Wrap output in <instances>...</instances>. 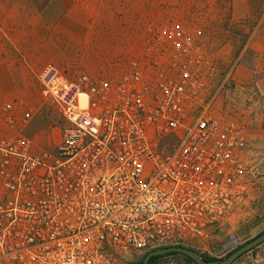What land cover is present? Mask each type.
I'll list each match as a JSON object with an SVG mask.
<instances>
[{"label": "built area", "instance_id": "1", "mask_svg": "<svg viewBox=\"0 0 264 264\" xmlns=\"http://www.w3.org/2000/svg\"><path fill=\"white\" fill-rule=\"evenodd\" d=\"M217 71L180 21L151 29L145 60L116 81L47 64L38 80L61 118L55 146L34 148L36 111L7 104L0 126V264L231 245L221 235L257 199L264 155L226 120L237 83L233 70L216 83Z\"/></svg>", "mask_w": 264, "mask_h": 264}, {"label": "crops", "instance_id": "2", "mask_svg": "<svg viewBox=\"0 0 264 264\" xmlns=\"http://www.w3.org/2000/svg\"><path fill=\"white\" fill-rule=\"evenodd\" d=\"M103 4V0H48L40 7L34 0H0V18L5 21L0 23L2 128L6 129L7 104L13 105L10 114L17 116L24 110H37L38 101L43 97L38 74L49 63L69 73L86 71L93 76L112 75L119 67L128 68L111 66V61L115 56L131 54L138 40L132 26H121L117 17L104 15ZM251 11L248 0L242 12L234 4V12L240 17H247ZM123 29L126 30L123 32ZM235 75H241L244 83H250L254 77L260 93L264 94V66H255L253 71L244 66L241 70L238 68ZM260 121L250 122L244 135L252 145V151L264 155V125ZM27 132L33 139L34 148L41 149L35 146L31 125L27 126ZM261 180L251 209L256 216H264V175ZM245 215L235 218L232 229H240L250 222ZM230 236L226 233L222 243L231 242ZM131 263L139 264L137 261Z\"/></svg>", "mask_w": 264, "mask_h": 264}, {"label": "rangeland", "instance_id": "3", "mask_svg": "<svg viewBox=\"0 0 264 264\" xmlns=\"http://www.w3.org/2000/svg\"><path fill=\"white\" fill-rule=\"evenodd\" d=\"M34 1L41 7L48 0ZM103 1L104 15L117 17L121 26H132L134 36L138 40L131 54L115 56L111 61V66H129L133 59L144 61L145 41L150 30L172 21H180L190 30L197 43L202 45L208 57L218 66V71L213 78L216 83L229 70H233L237 87L230 94L229 104L224 112L226 120L238 122L243 130L252 121L261 120V124L264 125V94L260 93L254 77L251 78L250 83H244L241 81V75H235V71L238 68L241 70L244 66L251 68L252 71L255 66H264V0H248L252 11L247 17H240L234 12V4L242 12L246 0ZM3 22H5L4 18H0V23ZM125 30L123 29V32ZM125 69L119 67L116 74L109 75L111 73H108L106 76L116 81ZM37 105L39 106L37 113L29 126L31 125L34 132L35 146L50 149L55 146L60 136L61 118L56 108L43 97ZM251 209L253 206L245 212L246 219H250L249 223L240 229L227 231L231 234L230 239L233 241L231 245L222 246L216 243L210 253L201 252L192 246L188 247L194 248L198 253L216 258L227 256L236 247L264 230V216H256ZM225 234L224 232L221 237ZM144 254L141 251L130 252L126 255V263L141 262ZM156 263L192 264L188 263L182 255L162 257ZM233 264H264V242L243 254Z\"/></svg>", "mask_w": 264, "mask_h": 264}, {"label": "water", "instance_id": "4", "mask_svg": "<svg viewBox=\"0 0 264 264\" xmlns=\"http://www.w3.org/2000/svg\"><path fill=\"white\" fill-rule=\"evenodd\" d=\"M262 242H264V230L254 238L236 247L227 256L211 260L205 259L204 257L200 256L193 248H190L188 246H166L148 251L144 256L143 261L139 262V264H150V259L152 256L163 255L169 252H180L182 254H185L188 257L192 258L198 264H233L242 254L257 247Z\"/></svg>", "mask_w": 264, "mask_h": 264}, {"label": "trees", "instance_id": "5", "mask_svg": "<svg viewBox=\"0 0 264 264\" xmlns=\"http://www.w3.org/2000/svg\"><path fill=\"white\" fill-rule=\"evenodd\" d=\"M263 243V242H262ZM190 248H192V247H190ZM194 249V248H193ZM254 249V248H253ZM195 250V249H194ZM252 250V249H251ZM196 251V250H195ZM250 251V250H249ZM197 253H198V251H196ZM248 252V251H247ZM246 253V252H245ZM244 253V254H245ZM146 254V253H145ZM145 254L142 256V261H143V259H144V256H145ZM198 254H200V256H202V257H204L205 259H208V260H211V259H217L216 257H213V256H209V255H207V254H201V253H198ZM175 256V255H182L183 257H185V260L188 262V263H192V264H198L197 262H195L192 258H190V257H188L187 255H185V254H182V253H180V252H169V253H167V254H163V255H156V256H152L151 257V259H150V264H157L156 262H157V260L159 259V258H162V257H167V256ZM243 255V254H242ZM241 255V256H242ZM240 256V257H241ZM141 261V262H142Z\"/></svg>", "mask_w": 264, "mask_h": 264}]
</instances>
